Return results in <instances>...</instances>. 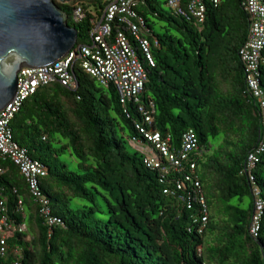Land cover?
<instances>
[{
  "label": "trees",
  "instance_id": "trees-1",
  "mask_svg": "<svg viewBox=\"0 0 264 264\" xmlns=\"http://www.w3.org/2000/svg\"><path fill=\"white\" fill-rule=\"evenodd\" d=\"M167 2L145 0L137 9L155 64L138 51L149 78L142 106L153 126L80 64L74 67L77 90L59 83L41 89L15 116L14 140L45 165L41 188L59 224H48L20 168L0 155V202L6 203L0 221L8 217L28 228L8 234L0 264H264V218L258 237L252 236V185L240 175L264 140L240 58L250 16L243 0H204L206 21L198 26ZM57 4L80 32L77 49L88 45L92 21L102 18L108 0ZM79 5L86 19L77 25ZM260 81L264 88V64ZM138 125L172 136L174 146L195 131L205 151L197 177L210 213L206 229L202 206L189 210L180 200L176 184L183 176L164 177L144 164L142 152L128 150L133 142L147 143ZM256 179L264 198V159Z\"/></svg>",
  "mask_w": 264,
  "mask_h": 264
},
{
  "label": "built area",
  "instance_id": "built-area-1",
  "mask_svg": "<svg viewBox=\"0 0 264 264\" xmlns=\"http://www.w3.org/2000/svg\"><path fill=\"white\" fill-rule=\"evenodd\" d=\"M145 0H108V5L100 20H93L92 43L81 46L70 53L63 61L50 68L28 69L19 73L18 93L15 100L0 112V155L10 159L28 181L31 194L39 205L41 215L51 227L59 221L52 217L50 202L44 195L41 182L48 176L45 165L34 160L30 152L14 140L11 123L25 102L39 90L59 83L71 90H77L78 81L74 73L80 64L105 89L114 88L122 105L134 104L145 116V125H154V118L142 106V96L148 83V72L138 51H142L154 66L151 43L146 37L147 22L137 13ZM218 3V1H216ZM243 6L251 19L248 37L240 50V58L245 68L248 93L260 108L264 128V88L260 81V69L264 64V0H243ZM167 7L187 22L202 26L206 21L207 7L204 0H168ZM86 19L83 6H77L73 20L77 24ZM117 27L119 31L115 33ZM146 126L138 125V130L147 143H135L145 155L144 164L159 171L164 177L173 174L183 176L176 184L180 200L192 210L200 204L203 209L202 228L210 221L209 208L202 195V183L197 177L198 159L204 154L194 130L188 131L179 145H172V136L148 131ZM264 159V140L247 157L240 175L247 177L252 185L255 210L251 219L250 233L258 237L264 218L263 192L256 179V173ZM5 171L0 169V174ZM165 194L174 195L170 189ZM6 203L0 202V213L6 212ZM8 217L0 221V247L4 255L8 252V234L25 232Z\"/></svg>",
  "mask_w": 264,
  "mask_h": 264
},
{
  "label": "water",
  "instance_id": "water-1",
  "mask_svg": "<svg viewBox=\"0 0 264 264\" xmlns=\"http://www.w3.org/2000/svg\"><path fill=\"white\" fill-rule=\"evenodd\" d=\"M78 0H0V112L16 98L19 73L54 67L76 48L79 30L57 2Z\"/></svg>",
  "mask_w": 264,
  "mask_h": 264
},
{
  "label": "rangeland",
  "instance_id": "rangeland-1",
  "mask_svg": "<svg viewBox=\"0 0 264 264\" xmlns=\"http://www.w3.org/2000/svg\"><path fill=\"white\" fill-rule=\"evenodd\" d=\"M169 12V11H168ZM73 23H75V24H77L76 23V21L75 20H73ZM78 25V24H77ZM164 26H166V25H164V24H159V27H164ZM157 31H159V29H157ZM160 32V31H159ZM90 43H92V38H89V40H88V44H90ZM134 146H136L135 144H133ZM138 147V146H137ZM128 150L130 151V152H135V151H137V149H135V148H133L131 145H129L128 146ZM140 150V149H139ZM138 150V151H139ZM25 229V232L27 231V228L25 227L24 228Z\"/></svg>",
  "mask_w": 264,
  "mask_h": 264
},
{
  "label": "crops",
  "instance_id": "crops-1",
  "mask_svg": "<svg viewBox=\"0 0 264 264\" xmlns=\"http://www.w3.org/2000/svg\"><path fill=\"white\" fill-rule=\"evenodd\" d=\"M131 146L133 147V148H135V149H137V150H139L140 148L139 147H137V146H134L132 143H131ZM140 152H142L141 151V149L139 150ZM28 217V216H27ZM24 227H26L27 228V225H25ZM27 230H28V228H27ZM29 240H31L30 238H29Z\"/></svg>",
  "mask_w": 264,
  "mask_h": 264
}]
</instances>
